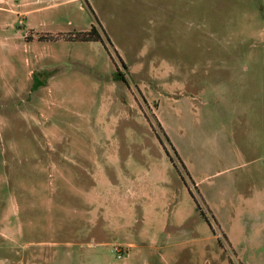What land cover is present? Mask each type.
<instances>
[{"label": "rangeland", "instance_id": "obj_1", "mask_svg": "<svg viewBox=\"0 0 264 264\" xmlns=\"http://www.w3.org/2000/svg\"><path fill=\"white\" fill-rule=\"evenodd\" d=\"M0 264H264V0H0Z\"/></svg>", "mask_w": 264, "mask_h": 264}, {"label": "trees", "instance_id": "obj_2", "mask_svg": "<svg viewBox=\"0 0 264 264\" xmlns=\"http://www.w3.org/2000/svg\"><path fill=\"white\" fill-rule=\"evenodd\" d=\"M101 38L102 37H101L100 33L97 31L96 27H92L91 30H89L87 32H83V34L81 35V39L84 40V41H87V40H100Z\"/></svg>", "mask_w": 264, "mask_h": 264}, {"label": "built area", "instance_id": "obj_3", "mask_svg": "<svg viewBox=\"0 0 264 264\" xmlns=\"http://www.w3.org/2000/svg\"><path fill=\"white\" fill-rule=\"evenodd\" d=\"M114 251H116L118 253V256L121 257V249L119 246H115Z\"/></svg>", "mask_w": 264, "mask_h": 264}]
</instances>
